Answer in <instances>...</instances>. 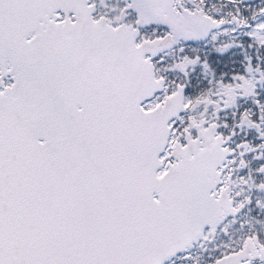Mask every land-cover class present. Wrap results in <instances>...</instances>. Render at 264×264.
I'll return each mask as SVG.
<instances>
[{
	"label": "snow or ice",
	"instance_id": "6c2138e0",
	"mask_svg": "<svg viewBox=\"0 0 264 264\" xmlns=\"http://www.w3.org/2000/svg\"><path fill=\"white\" fill-rule=\"evenodd\" d=\"M0 264H264V0H0Z\"/></svg>",
	"mask_w": 264,
	"mask_h": 264
}]
</instances>
